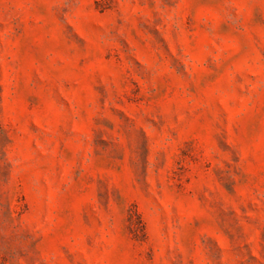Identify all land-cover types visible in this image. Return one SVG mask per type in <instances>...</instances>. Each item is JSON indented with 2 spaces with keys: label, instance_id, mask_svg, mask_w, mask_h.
Returning <instances> with one entry per match:
<instances>
[{
  "label": "rangeland",
  "instance_id": "rangeland-1",
  "mask_svg": "<svg viewBox=\"0 0 264 264\" xmlns=\"http://www.w3.org/2000/svg\"><path fill=\"white\" fill-rule=\"evenodd\" d=\"M0 264H264V0H0Z\"/></svg>",
  "mask_w": 264,
  "mask_h": 264
}]
</instances>
